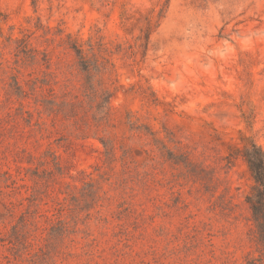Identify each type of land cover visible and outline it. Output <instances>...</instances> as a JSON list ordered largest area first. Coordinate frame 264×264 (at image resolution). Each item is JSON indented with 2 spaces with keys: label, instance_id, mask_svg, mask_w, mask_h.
I'll use <instances>...</instances> for the list:
<instances>
[{
  "label": "rangeland",
  "instance_id": "obj_1",
  "mask_svg": "<svg viewBox=\"0 0 264 264\" xmlns=\"http://www.w3.org/2000/svg\"><path fill=\"white\" fill-rule=\"evenodd\" d=\"M264 0H0V264H264Z\"/></svg>",
  "mask_w": 264,
  "mask_h": 264
},
{
  "label": "trees",
  "instance_id": "obj_2",
  "mask_svg": "<svg viewBox=\"0 0 264 264\" xmlns=\"http://www.w3.org/2000/svg\"><path fill=\"white\" fill-rule=\"evenodd\" d=\"M242 157L254 182L245 201L255 226L264 238V152L255 143H249L243 147Z\"/></svg>",
  "mask_w": 264,
  "mask_h": 264
}]
</instances>
